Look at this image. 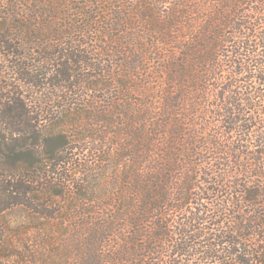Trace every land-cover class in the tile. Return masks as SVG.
<instances>
[{
	"label": "trees",
	"instance_id": "16d2710c",
	"mask_svg": "<svg viewBox=\"0 0 264 264\" xmlns=\"http://www.w3.org/2000/svg\"><path fill=\"white\" fill-rule=\"evenodd\" d=\"M0 4V264H264V0Z\"/></svg>",
	"mask_w": 264,
	"mask_h": 264
},
{
	"label": "rangeland",
	"instance_id": "374dc122",
	"mask_svg": "<svg viewBox=\"0 0 264 264\" xmlns=\"http://www.w3.org/2000/svg\"><path fill=\"white\" fill-rule=\"evenodd\" d=\"M0 9L2 8V4H0ZM7 82V81H6ZM5 85V83H4V80H1L0 81V86H4ZM18 84L17 83H15V82H13V86L14 87H16ZM20 86V85H19ZM18 86V87H19ZM20 93H22L23 95H27V96H31V93H29V90H27V89H24V88H22L21 86L19 87V90H18ZM46 92V91H45ZM114 92H112V94H113ZM3 94H4V92H3ZM108 94H109V91H105V92H94V93H92V96L95 98V99H97L98 100V102L100 101L101 102V104H99V106L98 107H101V108H103V107H105V104L103 103V101L106 103V102H108V100H111V99H109V96H108ZM112 100H113V108L115 109V107H116V109H118V107H117V105L118 104H120L122 101H121V99L118 97V96H116V95H114L113 94V98H112ZM111 105V106H112ZM106 109V108H105ZM110 112L111 111H113V110H111L110 108L108 109ZM112 118H113V121H114V123L115 124H117V122H118V120H119V116L117 117V113L115 112V114L112 116ZM46 124V123H45ZM47 125V124H46ZM46 127H48V126H46ZM50 127V126H49ZM78 153H81L82 154V152H80V151H78ZM84 155L85 154H87V156H88V160L90 159V158H93V154H91L90 152H85L84 151V153H83ZM79 156H81V155H79ZM112 163V162H111ZM110 164V161L109 162H106V164L105 165H109ZM102 165H104V164H100V166H102ZM104 165V166H105ZM1 218H2V220L5 222V224L7 225V226H9V228H13V229H19V230H22L23 228H25L27 225H29L30 224V220H31V218H30V216L28 215V213L26 212V210H24V208H22V207H14V208H11V209H8V210H6L2 215H1ZM33 232H35L33 229L32 230H30V231H27L26 232V235H29V234H31V233H33Z\"/></svg>",
	"mask_w": 264,
	"mask_h": 264
}]
</instances>
